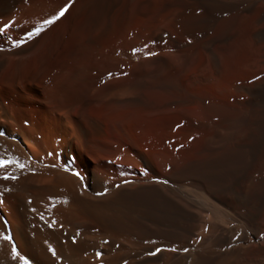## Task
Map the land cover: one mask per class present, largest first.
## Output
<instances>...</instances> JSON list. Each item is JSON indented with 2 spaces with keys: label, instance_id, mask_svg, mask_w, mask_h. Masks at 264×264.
<instances>
[{
  "label": "bare ground",
  "instance_id": "bare-ground-1",
  "mask_svg": "<svg viewBox=\"0 0 264 264\" xmlns=\"http://www.w3.org/2000/svg\"><path fill=\"white\" fill-rule=\"evenodd\" d=\"M263 21L264 0H0V157L24 165L0 168L16 177L0 179V264H264ZM134 22L165 40L168 128L217 144L167 173L148 151V81L83 66Z\"/></svg>",
  "mask_w": 264,
  "mask_h": 264
},
{
  "label": "rangeland",
  "instance_id": "rangeland-1",
  "mask_svg": "<svg viewBox=\"0 0 264 264\" xmlns=\"http://www.w3.org/2000/svg\"><path fill=\"white\" fill-rule=\"evenodd\" d=\"M68 10L69 9H67L65 13H67ZM134 23H125L120 25L119 27L121 29L117 27L111 36H109L108 39L106 38V41L100 46L84 48L83 66L89 75H99V80L102 78V76H104L105 78L101 80L103 85L108 84L106 83V80H108L107 76L112 72H119L120 74L122 73L121 75L124 76V78L131 76L132 82L142 79L148 81L146 82L148 91L144 93V97L151 106L156 109H162L159 114H152V117L149 118V121L151 122L149 123L154 131H156V134L152 137V142L148 147V151L151 156L154 157L155 161H157L158 164L165 170V173H167L170 166L178 168L186 165L187 163L206 158L211 150L217 146V144L215 143V138L212 135L209 136L208 134L200 132H184V127L182 124L176 125L173 129L168 128V123L170 122L167 120L168 117L165 114V110H163L165 109V83L168 79V74L165 67V40H159L156 34H152V31L148 30L149 25L146 23ZM262 23L263 24H260L261 26L259 25V29L263 30L264 33V21ZM136 25L137 27H135ZM80 34L82 37L79 36ZM77 35L75 34L73 37L75 39L79 38V40H76L77 43L74 42L73 44L72 40L70 41V47L72 50L78 48L84 43L83 33L78 31ZM80 39L82 41H80ZM79 42L82 43L80 44ZM258 53L259 56L264 60V37L258 45ZM261 71L264 73V65L262 66ZM187 76L189 80V90H192L193 92L195 89L191 82L193 77L191 74H188ZM211 89L213 92V97L216 101L226 102L229 99L228 92L222 87L212 86ZM93 107V103L89 104V115H93ZM104 121L106 125H110V121ZM248 141L249 139L245 131L237 134L233 140V142L236 144H242ZM93 151L94 149H89L87 151V157L90 155L88 160L90 161L94 159V161H99L100 158H98V154ZM94 156L95 158H93ZM89 161L88 163L91 165ZM81 162L82 161H80L76 156L75 164L79 166ZM132 165H134L133 168L138 169L136 168L138 167L137 165ZM256 167L252 170L253 173L255 171L256 173L262 171L261 169L264 168V158L256 165ZM97 168L98 170H101H99V173L105 176L106 171L104 172V169L99 167Z\"/></svg>",
  "mask_w": 264,
  "mask_h": 264
},
{
  "label": "snow or ice",
  "instance_id": "snow-or-ice-1",
  "mask_svg": "<svg viewBox=\"0 0 264 264\" xmlns=\"http://www.w3.org/2000/svg\"><path fill=\"white\" fill-rule=\"evenodd\" d=\"M69 6L70 5H65L51 19L45 20L44 21V24L45 25H50V24L54 23L56 20H58L60 17H62L65 14V12L67 11V9H68ZM9 26L10 25L5 24L3 26V28H0V32L6 30ZM41 31H42V29L38 27V28L35 29V33L30 32V33H28V36H29V38H31L34 34L38 35ZM12 164H15L18 168H21V169L24 167V165L19 164L18 161H15V160H12V159H7L6 160V159L0 157V168H7L9 165H12ZM0 179H4V180H15L16 177L13 176V175H10V174H5L2 177H0ZM53 254H55V253H53ZM21 259L24 260V264H28V261L25 260L23 257H21Z\"/></svg>",
  "mask_w": 264,
  "mask_h": 264
}]
</instances>
